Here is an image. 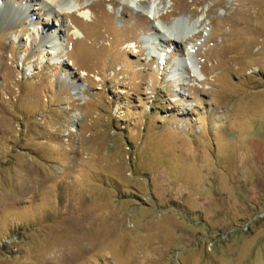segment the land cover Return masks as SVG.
<instances>
[{
    "label": "rangeland",
    "instance_id": "374dc122",
    "mask_svg": "<svg viewBox=\"0 0 264 264\" xmlns=\"http://www.w3.org/2000/svg\"><path fill=\"white\" fill-rule=\"evenodd\" d=\"M63 1L0 0V264H264V0Z\"/></svg>",
    "mask_w": 264,
    "mask_h": 264
},
{
    "label": "bare ground",
    "instance_id": "6f19581e",
    "mask_svg": "<svg viewBox=\"0 0 264 264\" xmlns=\"http://www.w3.org/2000/svg\"><path fill=\"white\" fill-rule=\"evenodd\" d=\"M132 1H136L137 2L138 0H132ZM36 2H38V4H41V5L45 6V7L56 6L59 9V11L61 13H63V14H66V13H68V14L70 13L71 14V13H75L76 12V13H79L80 15L86 16V13L84 12L86 6H80L77 3L73 4V3L67 2V1L61 2V0H36ZM26 4H27V2H26ZM1 5L2 4H0V7H2ZM22 10L28 11V7L25 6V7H23L21 9V11ZM143 13H145L150 19H152L154 21H157L158 19L160 20L161 17H162V15H161V13L159 11V8L156 5V1L155 0H151L148 3V5L144 8ZM177 26H178V22H174L172 25L167 26L165 28L166 29V34H167L166 35V37H167L166 39L169 40V41L170 40H172V41H176L177 40V42L179 41V43H181V42L183 43L184 39L186 40L185 36H182L181 38H179L178 36H175L173 34V31L176 30ZM58 34H60V32H58L57 35L53 36L54 40L57 39ZM172 37H174V38H172ZM186 58L188 59V61H190V59H191L190 54H188L186 56Z\"/></svg>",
    "mask_w": 264,
    "mask_h": 264
}]
</instances>
